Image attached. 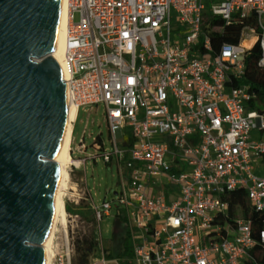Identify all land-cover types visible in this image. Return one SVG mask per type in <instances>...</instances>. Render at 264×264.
<instances>
[{"label":"built area","instance_id":"obj_1","mask_svg":"<svg viewBox=\"0 0 264 264\" xmlns=\"http://www.w3.org/2000/svg\"><path fill=\"white\" fill-rule=\"evenodd\" d=\"M68 13L69 171L102 161L117 175L99 202L79 179L89 206L56 229L48 264H72L85 212L97 236L103 217L125 218L134 264L264 263V114L236 84L256 44L264 66V0H68ZM206 15L237 42L214 44ZM93 105L108 139L87 144L74 120ZM240 195L245 216H232ZM106 254L91 264H120Z\"/></svg>","mask_w":264,"mask_h":264},{"label":"water","instance_id":"obj_2","mask_svg":"<svg viewBox=\"0 0 264 264\" xmlns=\"http://www.w3.org/2000/svg\"><path fill=\"white\" fill-rule=\"evenodd\" d=\"M62 0H0V264H43L68 85L48 46Z\"/></svg>","mask_w":264,"mask_h":264},{"label":"rangeland","instance_id":"obj_3","mask_svg":"<svg viewBox=\"0 0 264 264\" xmlns=\"http://www.w3.org/2000/svg\"><path fill=\"white\" fill-rule=\"evenodd\" d=\"M74 21L79 19L78 13H75L73 16ZM86 127V136L85 141L87 144L91 142V137L95 136L101 132V136L104 139H108V133L106 130L104 115L102 112V107L97 108L95 105L89 106L86 110L81 109L76 119L74 120V137L78 139L81 136L83 128ZM130 131L129 126L124 128L125 134H128ZM92 134L88 136V134ZM254 134V133H253ZM76 141H74V144ZM120 144V143H119ZM88 150L92 149L88 147ZM68 166V171L70 169ZM72 168V167H71ZM260 167L257 168L256 173L261 174L264 172V169ZM117 168L114 163L105 164L102 161L96 163H88L84 171V178L90 189V194L93 197L95 202L101 201L103 196L107 193L108 189L111 187L114 189V184L116 181ZM75 182H78V185L75 186ZM80 180L76 172L69 171L68 179V194L65 197V207H67L66 215L79 213L87 209L88 201L86 198H82L80 191ZM108 194V193H107ZM78 200V204H73L71 200ZM68 217V216H67ZM73 223H75L76 235L80 239L85 237L88 241L93 243L91 248H84L87 252L88 262L84 264H91L97 258L101 256L102 249L104 254L109 251V254L112 258H117L116 255L121 250L122 236L125 232V229H121V223L114 222L110 217H103L99 222L100 235L97 236L96 229L92 227V216L90 213L85 212L79 217L74 218ZM60 227L58 222L57 228ZM107 249V250H106ZM118 259V258H117ZM80 259L78 258L77 252L72 259V264H80Z\"/></svg>","mask_w":264,"mask_h":264},{"label":"trees","instance_id":"obj_4","mask_svg":"<svg viewBox=\"0 0 264 264\" xmlns=\"http://www.w3.org/2000/svg\"><path fill=\"white\" fill-rule=\"evenodd\" d=\"M204 28L209 29L211 34V39L215 44L221 43L224 41L228 42H237L238 36L231 35V27L221 25L222 22L219 18L211 15H206L204 18ZM209 24L207 25L206 23ZM260 57L259 47L254 45L251 49H249L245 55V68L242 77L236 83L238 85L246 86L250 91L255 93L254 100L251 101V108L257 110L258 112L264 114V66H260L258 64V59ZM263 163H264V155H263ZM246 208L245 198L243 196L235 197V199L231 200V212L230 215H238L245 216L244 209ZM67 210V207H65ZM237 212V213H236ZM114 222L121 223V229H125V232L122 236L121 250L116 255L119 259L120 264H134L132 261V249H131V241L128 229L126 227L125 218L119 217L114 219ZM93 243L88 241L87 238L83 237L81 239H77L76 241V252L78 254V258L80 259V264H84L88 262L87 252L84 248H91ZM107 250V249H106ZM107 257L111 258L112 256L107 251ZM261 261L260 259H258ZM264 264V263H262Z\"/></svg>","mask_w":264,"mask_h":264},{"label":"bare ground","instance_id":"obj_5","mask_svg":"<svg viewBox=\"0 0 264 264\" xmlns=\"http://www.w3.org/2000/svg\"><path fill=\"white\" fill-rule=\"evenodd\" d=\"M69 13H68V0H62L60 5V10L57 18V22L55 25L54 33L50 44L48 46L49 54H53L61 67V75L62 79L65 82L68 79V74L63 68V54H64V45H65V36L68 29L69 23ZM245 44H248L249 41H244ZM74 108L73 106L67 102L66 107V116L65 122L63 125V129L60 135V139L53 155V160L55 162H59L62 165V175L61 181L59 185V190L57 193L55 206L50 214L48 219L46 231L42 240H40V245L44 249V262L43 264L49 263V249L51 243L53 242L56 229H64L65 223L67 222V215L65 210V197L69 193L68 192V179H69V171L68 166L72 160L69 148L71 141V130H72V122L71 117L73 116ZM58 222L60 223V227L57 228Z\"/></svg>","mask_w":264,"mask_h":264},{"label":"crops","instance_id":"obj_6","mask_svg":"<svg viewBox=\"0 0 264 264\" xmlns=\"http://www.w3.org/2000/svg\"><path fill=\"white\" fill-rule=\"evenodd\" d=\"M72 129H73V123H72ZM84 171L85 170H78V171H76V174L79 176V179H84ZM113 219V218H112ZM114 219H116V218H114ZM113 219V220H114Z\"/></svg>","mask_w":264,"mask_h":264}]
</instances>
